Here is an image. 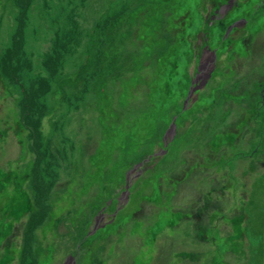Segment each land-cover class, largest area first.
Instances as JSON below:
<instances>
[{"label":"rangeland","instance_id":"374dc122","mask_svg":"<svg viewBox=\"0 0 264 264\" xmlns=\"http://www.w3.org/2000/svg\"><path fill=\"white\" fill-rule=\"evenodd\" d=\"M96 1L107 13L90 8L97 30L57 76L43 59L64 5L32 0L21 16L15 73L38 77L32 130L31 81L16 86L0 64V264H264V73L243 60L264 58V42L223 41L204 25L211 0ZM18 10L0 0L3 64ZM234 12L252 36L258 11Z\"/></svg>","mask_w":264,"mask_h":264},{"label":"trees","instance_id":"16d2710c","mask_svg":"<svg viewBox=\"0 0 264 264\" xmlns=\"http://www.w3.org/2000/svg\"><path fill=\"white\" fill-rule=\"evenodd\" d=\"M18 1L19 0H13L16 9L19 8L20 10L17 11V14L15 16L16 29L13 33L10 47L8 48L9 50L10 49L12 50L11 52L12 57L10 60H7L8 61L7 64L5 63L3 64V61L2 62L0 61V64L3 65V71L6 69H10L11 73L13 74L12 78L15 81V82L13 81V83L14 84L17 83L16 86L18 85L20 87L25 81H28V80L31 81V83L27 87H25L23 84L22 85L23 87L21 88V90H22V95H23L22 98L26 103L24 108H26L27 114L29 115V117H27V120L31 124V128L29 130H32L34 126L35 127L37 126L35 125L33 116L36 115V120H38L37 118L41 114V107L34 102L35 99H33V96H32V94L34 93L36 94L37 91H35V88H33L31 91V88L33 87V83L35 84L36 81H38L37 79L38 77H36V79H34V77L32 79L31 78L27 79L26 77L25 79L24 76L19 75V73H15V72H19L18 69L16 68L17 66L16 63H20V62L19 60L17 61L14 60V59H19L18 54L20 52L17 53L16 47L23 45V40L25 37L24 31L27 27L26 25L28 22V19L26 22L23 21V18L21 20V16L25 17L26 15L28 18L29 12L32 6V0H28V4H25L24 0H21L25 4V7H18L19 6ZM58 1H60V3L64 5L65 10L63 11V13H65V15L63 16L64 18L62 17V20L59 25L56 24V26H53L52 24H49L50 22H47L51 27L49 29V32L50 31H53V32L51 36L48 37L47 51L43 59V66H44L45 72L48 73L49 75H56V76L60 75L66 59L69 58L71 55H73L77 51V49L79 48V44L83 41V39L86 40L89 38L90 34L88 32H90L91 30H94V31L97 30V27H95L94 25L95 23L94 18H91V16L89 15L91 13L90 8H93V6H96L100 8V10H103L102 13L104 14L107 13L108 11V9L104 8V4L103 3L101 4L100 1L99 2L96 1L94 3V0H93L92 3L90 2V4L87 3L88 2L87 0L85 2H82L81 0L79 1L78 0H58ZM82 14L86 16L85 19H82V16H80ZM83 21H85V23H83ZM106 27L108 28V25ZM107 28L104 27V30L106 31L111 30L110 25L108 28L109 30ZM15 55L17 56L14 58ZM4 74H6L5 71H4ZM14 74H17V75H14ZM248 75L249 74H246V76ZM21 79H23L24 81L22 84L20 83ZM16 80H18V82ZM35 169L32 168L30 171L33 176L34 174H36ZM31 184L35 185V181H33V177L31 179ZM191 191L193 193H196L195 190L191 189ZM35 195L36 193L34 191V200H35ZM192 258L193 256H190V259Z\"/></svg>","mask_w":264,"mask_h":264},{"label":"bare ground","instance_id":"6f19581e","mask_svg":"<svg viewBox=\"0 0 264 264\" xmlns=\"http://www.w3.org/2000/svg\"><path fill=\"white\" fill-rule=\"evenodd\" d=\"M234 2L237 4V7L239 9H248V8H251V9H254V13L255 11H258L256 12V16L254 18V26L251 27L253 28L254 32H256L257 28H255L256 25H259V20L263 17V13L260 14V9L257 8V3L254 2L253 0H234ZM240 2V3H239ZM211 10H213L214 8V5H213V1H211ZM235 9L233 11H230V12H227V15L225 16V18L221 19V20H217L215 18L207 21L206 23H204L205 26H208L210 28H216L218 30H220L222 33H223V41H230V43L232 44H235V41L238 42L240 41L241 39V35L243 36L244 34H241L242 32L246 31V27L248 25V22L247 20L244 18L243 16V13L242 12V15L241 13H237V14H234L235 12ZM233 16L232 20H230L229 22H227L225 19L227 18V16ZM211 14L208 15V18H211ZM207 16L201 18L202 21L204 20H207L208 18H206ZM241 27H243V29H241ZM261 28H264V23L262 25L259 26L258 29H261ZM236 29H240V30H236ZM233 30H235L234 32H232ZM243 30V31H242ZM260 30H258L259 32ZM253 33H251V35L253 36ZM215 35V33H212L211 32V37ZM228 35H229V38H228ZM249 35V34H248ZM244 35L243 38H246V37H249V38H252L250 35ZM228 38V39H227ZM230 39V40H229ZM261 42H264V40H262ZM247 43L246 45L248 44H251L253 43L252 41L251 42H245ZM245 51V50H244ZM210 53L213 55V56H216V52L214 51H210ZM242 53V52H241ZM254 52L251 50V48L247 51V55H245V58H243V60L245 61L246 64H251V65H254V66H261V67H264V58H261L259 57V55L256 54L255 57H251V55L253 54ZM237 57L239 58V55L237 54ZM257 58V59H256ZM215 60V59H214ZM216 61V60H215ZM214 69V68H213ZM213 72L210 73V75L212 74ZM210 78V77H209ZM208 78V79H209ZM205 84V83H204ZM203 84V86H204ZM206 85V84H205ZM256 88H260L262 89L260 86L258 85H255ZM196 102V99L195 101L193 102V104H195ZM125 185L128 183L127 181H125Z\"/></svg>","mask_w":264,"mask_h":264},{"label":"flooded vegetation","instance_id":"af4514ba","mask_svg":"<svg viewBox=\"0 0 264 264\" xmlns=\"http://www.w3.org/2000/svg\"><path fill=\"white\" fill-rule=\"evenodd\" d=\"M211 1H213L214 8L212 10V16H211L210 20L213 19V18H215L217 20H221L222 18L224 19L225 16L227 15V12L233 11L234 9L238 8L237 7V4L234 2V0H211ZM253 1L257 3V6H258L257 8L260 9V14L261 13L264 14V0H253ZM236 30H240V29H236ZM234 31L235 30H233L232 32H234ZM259 36H258V34H256L254 37L251 36L252 38H249V37L243 38L244 35L243 36L241 35V39H240L241 44H247L245 42H251V41L253 43L258 42V41L261 42L262 40H264V35H262L260 37ZM228 38H229V35H228ZM253 43H251V44H253ZM255 56H256V53L254 52L251 55V57H255ZM243 66H244V64H243ZM253 68H254V71L255 70H259L260 71V74H263L264 73L263 71L261 73V70H262L263 67H261L259 65L258 66H254L253 65ZM256 76L257 75H255L254 77H256ZM258 81H260V82L259 83H256V85H258L260 87L264 86V82H262L261 79H259ZM262 91L264 92V89H262ZM164 138H165V134L162 136V139H161L162 146L164 145V142H166V148H167V146L171 142L169 141V138L168 137L165 138V139ZM163 139H164V141H163ZM159 151H161V148L157 152H154V154L158 153ZM162 155H165V154L163 153ZM148 157L149 158L146 159L147 160L146 163H148L149 160H152V158L159 157V156L148 155ZM223 196H224V194H223ZM207 206H208V203L206 202V203L203 204L202 207H203V209H206ZM192 214H193V212L191 213V215ZM200 216H201V214L199 212H197L195 214V217L198 220L200 219ZM190 256H191V254L188 256L189 257V260L192 261V259H190Z\"/></svg>","mask_w":264,"mask_h":264},{"label":"water","instance_id":"95a60500","mask_svg":"<svg viewBox=\"0 0 264 264\" xmlns=\"http://www.w3.org/2000/svg\"><path fill=\"white\" fill-rule=\"evenodd\" d=\"M210 65V68L207 70V71H205V77H206V79H208L209 77H210V72L212 71V69H213V67H214V65H213V60H212V63L211 64H209ZM188 101H189V97H188V99L186 100V102H185V104H187L188 103ZM176 118V117H175ZM175 118H173V120H172V124H171V126H170V129L169 130H167V132H166V134H165V138H169V141H172V139H173V137H174V135H175V130H176V127H175ZM164 138V139H165ZM164 139H163V141H164ZM164 145L166 146V142H164ZM164 152H162V151H159L158 153H156V154H154V156H161L162 154H163ZM142 165V164H141ZM129 187H130V185H129V183L125 186V188H126V191H125V199L127 200V198H128V195H129V191H128V189H129Z\"/></svg>","mask_w":264,"mask_h":264}]
</instances>
